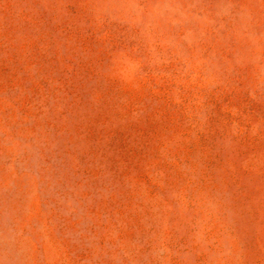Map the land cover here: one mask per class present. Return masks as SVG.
I'll return each instance as SVG.
<instances>
[{"label":"rangeland","instance_id":"374dc122","mask_svg":"<svg viewBox=\"0 0 264 264\" xmlns=\"http://www.w3.org/2000/svg\"><path fill=\"white\" fill-rule=\"evenodd\" d=\"M0 264H264V0H0Z\"/></svg>","mask_w":264,"mask_h":264}]
</instances>
